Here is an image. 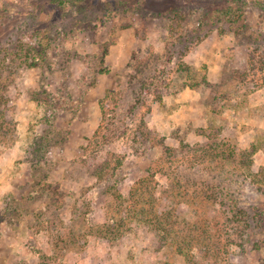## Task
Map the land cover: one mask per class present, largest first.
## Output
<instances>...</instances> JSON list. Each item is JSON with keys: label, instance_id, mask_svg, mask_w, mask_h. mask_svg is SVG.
<instances>
[{"label": "rangeland", "instance_id": "rangeland-1", "mask_svg": "<svg viewBox=\"0 0 264 264\" xmlns=\"http://www.w3.org/2000/svg\"><path fill=\"white\" fill-rule=\"evenodd\" d=\"M262 167L260 0H0V264H264L219 187Z\"/></svg>", "mask_w": 264, "mask_h": 264}, {"label": "trees", "instance_id": "trees-1", "mask_svg": "<svg viewBox=\"0 0 264 264\" xmlns=\"http://www.w3.org/2000/svg\"><path fill=\"white\" fill-rule=\"evenodd\" d=\"M264 1V0H262ZM260 0V3L263 4ZM62 3V2H61ZM232 7H228L226 10H223L220 14L222 18H219L217 21L215 20L214 25H218V23H227L228 21H240L242 19V15L237 14L238 10L233 12ZM226 13V15H225ZM224 15L228 18V21H226L223 17ZM204 22H199L198 28L196 27L193 34V40L195 41L197 38L203 37L205 31H204ZM230 23V22H228ZM50 30L49 28L47 29H35L31 32H28L26 35L27 38L20 44L16 45V51L17 55L22 59H25L24 61L27 63L28 67H35V66H40L42 61L45 60V63L47 61V53L44 52L48 47L51 45V40H50ZM197 37V38H196ZM191 38V37H190ZM194 43V42H193ZM12 48V47H11ZM11 48L4 47L1 49V52L6 51V54L11 50ZM46 55V56H45ZM26 58H25V57ZM258 151V148L256 146H253L252 149L238 153L233 152L235 155V158H240L239 163L243 167H248L251 169L254 166V156L256 152ZM226 158V154H222ZM227 159V158H226ZM225 173V170H224ZM222 181L225 184H228L227 186H221L219 184L220 189L224 191L225 189L229 191L231 190L232 185L236 183H240V181H245V182H251L255 186L258 187V189L264 194V167L260 168L258 172H250L249 175L247 176L246 174H241L240 176L244 179L239 180L234 179V177H229V175L226 178H222V175L220 174ZM235 191H237L235 189ZM229 195L234 198V203L235 205L233 207H230L227 210V216L229 217V221L232 223H237L239 225V229H237V232H239V235L242 238V243L241 245L244 247L249 243H252L253 240L255 241L254 247L256 250L261 251L264 247V203L261 206H258L257 208H246L243 207L239 201V199L236 196V192H231L229 191ZM121 197V195H120ZM242 224V225H241ZM162 225V223H160ZM183 251V250H182Z\"/></svg>", "mask_w": 264, "mask_h": 264}]
</instances>
